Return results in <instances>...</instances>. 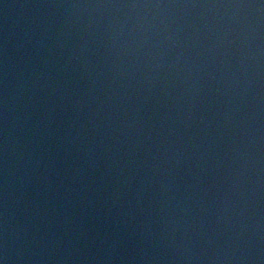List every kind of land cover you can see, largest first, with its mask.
<instances>
[{
    "label": "water",
    "instance_id": "95a60500",
    "mask_svg": "<svg viewBox=\"0 0 264 264\" xmlns=\"http://www.w3.org/2000/svg\"><path fill=\"white\" fill-rule=\"evenodd\" d=\"M106 2L0 0V237L5 213L15 237L8 264H264V175L258 184L249 182L247 174L244 178L243 190L252 205L244 215H252L256 238L250 251L237 255L250 258L208 259L223 255L216 251L223 248L217 237L210 243L200 239L186 253L201 259H173L174 249L151 238L161 226L159 173H151L142 162L150 156L149 149L155 151L158 134L175 129L184 136L187 159L175 169L180 202L176 215L187 220L181 227L194 239L201 224L206 235L211 234L217 201L231 180V149L238 134L219 115L226 111L227 97L217 93L223 69L212 65L202 79L194 78L192 95L179 80L163 89L157 82L151 93L147 86L137 90L136 81L130 80L121 89L120 104L112 105L102 91L108 79L102 26L124 13L71 7ZM172 11L182 22H192L226 10ZM85 41L91 53L85 51L79 62L70 59ZM233 52L228 50V60L237 58ZM261 101L264 81L259 87L253 82L241 107L247 120L259 112L250 126L264 155ZM189 107L192 120L186 118ZM97 111L100 135L89 123ZM120 122L124 128L107 130ZM257 178L251 175V181Z\"/></svg>",
    "mask_w": 264,
    "mask_h": 264
},
{
    "label": "clouds",
    "instance_id": "9594fccd",
    "mask_svg": "<svg viewBox=\"0 0 264 264\" xmlns=\"http://www.w3.org/2000/svg\"><path fill=\"white\" fill-rule=\"evenodd\" d=\"M71 7L114 9L124 13L122 17L106 19L102 26L101 43L107 53L104 67L108 75L102 91L106 94V99L112 101V105L120 104L121 89L130 80L136 81L137 90L147 86L150 93L157 82L163 89L169 82L174 85L179 80L186 85L184 92L192 95L196 76L202 79L201 74L210 65L217 71L223 69L217 81L222 87L217 89V93L221 97H227L224 101L226 111L219 115L223 117L225 125L232 127L238 136H234L231 149V180L222 198L217 201L216 219L214 225H209L211 234L206 235L204 225L201 224L198 238L194 239L181 227L182 223L187 224V220L182 222L176 215L180 202L175 195L178 191L175 169L180 167L182 160L187 159L183 151L187 145L182 143L184 136L177 130L167 129L158 134V139L154 142L155 151L149 149L150 156L142 162L143 167L150 169L151 173H159L161 226L157 233H150V236L158 238L167 248L174 249L173 259L199 260L202 257L186 253L192 251L200 243V239L206 238L210 243L217 237L223 242V248L216 251H223V255H214L208 259L236 262L250 258L237 255L250 251V245L256 238L252 215H244L245 208L252 206L251 197L243 190L244 178L247 174L249 182L259 183V176L264 175V155L260 152L257 138L251 134L253 129L250 126L251 121L258 120L259 112L251 120L244 119L241 105L253 82L259 87L264 81V0H109L106 3L73 4ZM176 9L226 11L211 19L201 17L198 21L182 22V18L173 14L172 10ZM88 27L91 28L92 25L89 24ZM228 50H234L233 55L237 57L234 61L227 59ZM85 51H92L87 41L74 50L70 59L79 62ZM256 95L259 97L258 91ZM183 98L181 95L180 99ZM261 103L264 104V101ZM100 107L103 108V105ZM99 115L100 112L97 111L89 121L96 128L97 135H100V131L95 118ZM186 118L193 119L191 107ZM115 119L118 121L120 118L117 115ZM124 126L120 122L116 128L109 126L107 130L116 132ZM187 128L188 124H185V129ZM128 131L131 133V125L128 126ZM120 134L123 135L122 132ZM173 136L177 139L173 140ZM114 138L119 140V137ZM148 139L151 140V137ZM123 143H128L127 137ZM5 144L7 145V139ZM99 144L104 145L103 138ZM253 173L257 174L256 181H251ZM146 178L149 186H152L147 173ZM141 183L143 185V181ZM144 190L142 187L141 191ZM246 220L251 222L246 224ZM249 233L252 235L249 236ZM141 235L144 236V233ZM0 241V264H8L11 254L15 252V237L9 233L6 213Z\"/></svg>",
    "mask_w": 264,
    "mask_h": 264
}]
</instances>
